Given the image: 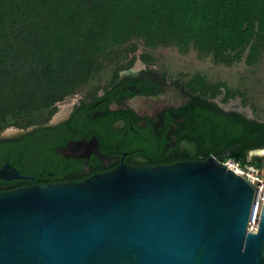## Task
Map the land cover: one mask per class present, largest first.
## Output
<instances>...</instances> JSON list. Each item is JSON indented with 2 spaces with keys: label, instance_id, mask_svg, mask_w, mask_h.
Returning a JSON list of instances; mask_svg holds the SVG:
<instances>
[{
  "label": "water",
  "instance_id": "obj_1",
  "mask_svg": "<svg viewBox=\"0 0 264 264\" xmlns=\"http://www.w3.org/2000/svg\"><path fill=\"white\" fill-rule=\"evenodd\" d=\"M232 150L0 192V264H264V205L247 232L254 187L219 160Z\"/></svg>",
  "mask_w": 264,
  "mask_h": 264
},
{
  "label": "trees",
  "instance_id": "obj_2",
  "mask_svg": "<svg viewBox=\"0 0 264 264\" xmlns=\"http://www.w3.org/2000/svg\"><path fill=\"white\" fill-rule=\"evenodd\" d=\"M138 43L253 64L264 53V0H0V131L53 115L104 69L116 77L134 62ZM188 84L212 98L222 89L224 101L231 96L200 75ZM221 126V151L233 149L221 162L264 166V158L247 159L264 147L263 123ZM210 155L217 154L204 159Z\"/></svg>",
  "mask_w": 264,
  "mask_h": 264
},
{
  "label": "flooded vegetation",
  "instance_id": "obj_3",
  "mask_svg": "<svg viewBox=\"0 0 264 264\" xmlns=\"http://www.w3.org/2000/svg\"><path fill=\"white\" fill-rule=\"evenodd\" d=\"M85 86L56 104L53 115L0 133V172L7 166L19 175L0 178V192L79 183L120 166L202 161L224 153L223 122L230 130L241 122L261 124L225 108L223 90L214 98L193 92L188 80L168 78L150 66L122 69L106 82Z\"/></svg>",
  "mask_w": 264,
  "mask_h": 264
},
{
  "label": "rangeland",
  "instance_id": "obj_4",
  "mask_svg": "<svg viewBox=\"0 0 264 264\" xmlns=\"http://www.w3.org/2000/svg\"><path fill=\"white\" fill-rule=\"evenodd\" d=\"M143 56L149 57L150 61L144 62L141 58ZM130 57H135L129 67L133 71L150 66L166 77L176 78L180 82L200 75L208 84L223 83L231 95L227 100L223 99L225 108H235L241 114L264 122V53L257 62L250 65L245 63V56L240 61L227 65L222 61H214L211 56H201L191 48L187 51H181L176 47L148 49L138 43L136 52ZM111 75L109 69H104L87 85H99L106 82ZM87 87L82 86L76 92L89 89ZM62 106L63 104H59V107ZM12 128H5L3 129L5 131L1 130L0 133ZM258 157L264 158L260 155ZM251 158L247 156V159Z\"/></svg>",
  "mask_w": 264,
  "mask_h": 264
},
{
  "label": "built area",
  "instance_id": "obj_5",
  "mask_svg": "<svg viewBox=\"0 0 264 264\" xmlns=\"http://www.w3.org/2000/svg\"><path fill=\"white\" fill-rule=\"evenodd\" d=\"M224 163L228 168L239 176L243 177L254 187L251 213L247 222V232L255 233L259 226V218L264 205V166L255 165L241 166L233 160H227Z\"/></svg>",
  "mask_w": 264,
  "mask_h": 264
},
{
  "label": "bare ground",
  "instance_id": "obj_6",
  "mask_svg": "<svg viewBox=\"0 0 264 264\" xmlns=\"http://www.w3.org/2000/svg\"><path fill=\"white\" fill-rule=\"evenodd\" d=\"M9 174H10V171L8 170V168H6L4 171L0 172V175H6V176H8ZM259 222H260V218H259ZM258 229H259V226H258ZM258 229H257V231L255 233L258 232Z\"/></svg>",
  "mask_w": 264,
  "mask_h": 264
}]
</instances>
